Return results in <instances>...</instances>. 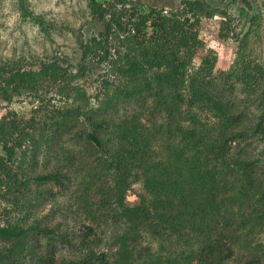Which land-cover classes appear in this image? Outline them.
Masks as SVG:
<instances>
[{"label": "trees", "instance_id": "1", "mask_svg": "<svg viewBox=\"0 0 264 264\" xmlns=\"http://www.w3.org/2000/svg\"><path fill=\"white\" fill-rule=\"evenodd\" d=\"M115 1L122 6L139 2ZM180 2L167 19L143 2L149 12L137 21L132 20L134 6L127 15L123 8L117 12L114 3L101 6L90 0L86 5L96 32L78 40L83 59L103 50L99 62H108L130 84L118 93L116 103L131 95L146 97L142 102L151 101L145 113L153 116L150 126L140 121L145 115L140 109L114 115L111 109L68 106L54 108L48 120L38 121L42 110L35 108L27 118H0L4 153L12 155L30 144L34 164L29 176L21 172L18 177L0 153L1 198L14 209L22 202L34 210L47 202L51 188L59 187L69 194L64 217L84 215L92 223L68 230L41 218L29 224L21 218L7 220L0 225V264H264V241L252 238L264 234V167L253 157L250 143L251 138L264 141V66L245 57L244 46L238 44L236 66L228 74L254 93L257 109L242 128L243 106L212 87L207 56L201 69L185 80L198 45L194 27L211 8L205 0ZM20 10L38 23L21 3ZM221 14L229 16L227 11ZM145 25L151 28L146 41L138 38ZM119 36L126 44L123 52L109 46ZM169 42L173 51L164 50ZM148 47L161 52L158 61L143 57ZM151 66L155 72L143 74ZM69 71L54 60L42 62L34 72L0 66V98L8 101L12 95L36 91L40 79L56 81ZM153 113L163 122L157 125ZM137 180L148 197L129 206L125 193ZM197 181L209 184L208 201ZM103 224L112 229L107 248L98 251L102 239L94 227ZM144 237L155 242V249L142 243ZM57 248L68 253L56 255Z\"/></svg>", "mask_w": 264, "mask_h": 264}, {"label": "rangeland", "instance_id": "2", "mask_svg": "<svg viewBox=\"0 0 264 264\" xmlns=\"http://www.w3.org/2000/svg\"><path fill=\"white\" fill-rule=\"evenodd\" d=\"M90 0H0V66L15 65L23 70L39 68L42 62L54 60L58 65L68 68L70 71L56 81L50 78L40 79L36 91H25L12 95L8 101L0 98V118L10 117L15 114L21 118L29 117L34 109L42 112L35 117L39 120H48V113L54 108L78 106L80 110H110L114 115L125 111L138 110L143 114L150 108V102L146 104L142 100L144 96L131 95L120 104L116 103L118 93L130 88L127 80L119 77L113 71V66L108 62H99L98 54L103 51L91 53L90 57L83 59L78 46V40H85L96 32L92 17L88 13L87 3ZM101 6L114 3L117 12L123 8L125 14L131 13V8H136L137 15L132 19L137 21L139 17L149 12L148 5L160 10L164 18H170V13L181 7V0H138L127 1L126 6L118 4L115 0H95ZM210 4L211 14L201 16L199 23L194 27L197 37V48L186 67L185 80L197 70H200L203 56L211 61V73L209 80L217 92L226 94L228 100L236 101L239 107L243 106L244 116H239L241 126L248 125L257 111L253 101L254 93L243 89L240 84L229 76V71L235 65L237 47L239 43L244 46V55L253 62L264 66V0H205ZM20 3L33 16L38 18V23L24 17L20 10ZM247 3V4H246ZM227 11L229 16H222L221 12ZM126 18V17H124ZM125 20V19H124ZM221 20H224L221 26ZM124 22V21H123ZM124 24V23H123ZM172 25V23H171ZM101 27V23L98 24ZM193 28V27H192ZM139 39L146 41L151 34L148 25L140 28ZM242 40L243 42H239ZM109 46L113 50L123 52L126 44L122 37L110 39ZM133 47L135 44L132 43ZM112 49H109L112 52ZM175 46L167 43L164 50L173 51ZM115 52V51H114ZM161 52L148 47L145 58L158 61ZM81 56V57H80ZM138 56L139 60H143ZM241 71V68H239ZM154 66L146 67L143 74L150 76L155 72ZM239 79H243L241 73ZM185 81V82H186ZM111 104H109V103ZM246 102H249L247 105ZM116 103V104H115ZM144 104V105H143ZM185 105V104H184ZM183 105V106H184ZM144 109H142V108ZM200 117L213 119L207 113H199ZM155 123L158 125L163 120L156 113ZM140 116V121L151 125L152 117ZM36 120V122H37ZM154 123V122H153ZM252 141V142H251ZM252 155L258 158L259 164L264 167V141L251 138ZM32 145L25 144L15 149L12 155H7L0 146V153L7 159L8 166L13 168L20 177V173L27 177L34 169L30 160ZM24 153V154H23ZM51 164L52 161H49ZM38 166V164H36ZM200 192L205 200H209V184L197 181ZM53 194L47 196L48 200L40 208L27 210L22 202L17 209L0 196V225L5 221L26 220L41 218L46 222H55L61 229L78 230L83 224H92L83 217H64V206L68 204V193L62 192L59 187L51 188ZM1 193V191H0ZM1 195V194H0ZM31 196V195H30ZM148 197L140 180L132 182L125 193V203L129 206L136 204L140 198ZM34 213H31V212ZM95 228V233L102 240L98 251L105 250L111 233V226L103 224ZM253 239L264 241V234L259 233ZM257 241V242H258ZM142 243H147L151 249H155V242L144 237ZM235 248V247H234ZM237 249L235 248V251ZM57 254L68 253V250L57 248ZM188 264H197L192 261Z\"/></svg>", "mask_w": 264, "mask_h": 264}]
</instances>
